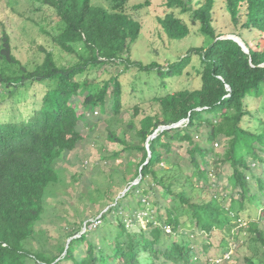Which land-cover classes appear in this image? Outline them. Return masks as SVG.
Masks as SVG:
<instances>
[{
	"label": "trees",
	"instance_id": "obj_1",
	"mask_svg": "<svg viewBox=\"0 0 264 264\" xmlns=\"http://www.w3.org/2000/svg\"><path fill=\"white\" fill-rule=\"evenodd\" d=\"M129 1L110 0L108 9L91 0H35L57 21L52 33L41 27L52 46L30 68L14 56L8 33H1L0 63L20 68L0 72V101L33 103L0 111V264H211L206 255L213 247L223 264L225 254L244 244L243 231L251 246L248 264L264 248V0H203L197 7L192 0H166L167 10L189 15L205 43L165 68L131 58L142 24L127 12ZM217 11L228 16L231 33L217 31ZM157 23L170 40L190 33L174 12L158 16ZM194 58L199 88L155 96V112L140 119L134 105L127 123L132 133L120 137L112 130L124 109L122 74L135 68L163 83L181 77ZM114 67L120 71L113 73ZM97 72L110 77L93 78ZM37 90L43 93L26 94ZM21 108L28 112H15ZM104 115L111 122L107 142L122 149L107 153L103 147L99 154L111 167L107 182L96 185L86 177L93 186L87 200L100 202L101 226L77 217L50 232L48 217L66 194L59 188L65 181L58 161L71 156L83 130ZM133 150L141 153L136 160L130 159ZM115 159H123L122 169L113 167ZM115 185L126 190L117 198ZM252 209L259 214L253 217ZM140 211L152 220L145 228L127 226L124 221L135 222ZM194 232L205 237L191 246Z\"/></svg>",
	"mask_w": 264,
	"mask_h": 264
},
{
	"label": "rangeland",
	"instance_id": "obj_2",
	"mask_svg": "<svg viewBox=\"0 0 264 264\" xmlns=\"http://www.w3.org/2000/svg\"><path fill=\"white\" fill-rule=\"evenodd\" d=\"M146 1L147 0H130L127 5V12L132 13V15L142 24L141 34L130 51L131 58L134 61H140L144 65L156 62L165 68L168 63L175 62L184 56L189 49L193 47H200L205 43V39L199 33L198 27L190 26L189 15L180 14L179 9L167 10L164 5L166 0H148V6L139 10L132 9L133 6L145 3ZM200 1L203 0H192L193 7H197L198 2ZM91 3L95 6L108 9L111 7L110 0H91ZM170 12L176 13V15L189 25L190 33L187 37L181 40H170L163 33L157 23V17ZM227 17L217 11L215 22L219 33L229 34L233 30V26L230 24ZM56 21L57 17L55 12L47 7L39 6L35 0H0V36L2 35L1 33L3 30L8 33L14 56L23 65H28L29 68L35 63L40 64V62L44 59L43 49L45 48L46 50H50L52 46L51 36L44 33L41 30V27H43L47 32L52 33L56 25ZM3 64L4 63H0V72L4 70L6 74L16 73L18 68H20L17 65H10L9 69H4ZM199 65V60L194 58L181 77L166 79L163 83H161L155 74L148 75L141 73L135 68H132L129 72L122 74L120 80L123 85L124 109L118 116V122L113 125L112 130L120 137L122 136V133L126 134V137L132 133L130 127L127 126V123L132 120L133 111L130 109L134 105L139 106L140 112L137 119H140L145 114H152L155 112L156 105L151 104V100L155 96H163L167 93L182 89L193 90L199 88L200 79L194 69V67L198 68ZM110 69L113 73L120 71L119 67ZM92 77L99 78L100 80H106L110 77V73L97 72L93 73ZM133 87H135L136 90H134ZM42 93L43 90H37L34 92L29 91L26 94L27 96H30L41 95ZM12 103H16L17 105H29L33 103V99L18 101L5 99L4 101H0V104L3 106L0 107V111H10L11 109L9 108V105ZM15 112L22 113L28 112V110L21 108ZM77 112H82V108L80 106L77 108ZM93 115V118H100V115H97V113H94ZM105 117L106 115L101 116L102 120L97 122L96 125L91 126L88 131L84 129L82 132L84 138L79 144H77L73 154L64 160L61 159L58 161L57 166L62 168L63 180L65 181V185H61L59 188L62 190V193L65 192L66 194L60 196V203L54 205L56 208L55 216L48 217L47 221H49L48 228H50V232L52 229L55 230L57 225L64 226L66 224L65 220H75L77 217L85 218L88 222H93V224L101 226L100 222L97 220L101 215L99 213L101 209L100 202L89 203L90 201L87 200L89 193L93 190V186L89 185L88 182H85L87 180L86 177L91 178V182L96 185L101 182H107L104 181V179H107L111 167L105 165L103 160H100L99 154L103 152V147L107 150V153L119 152L122 149V145L107 142L106 134L111 122H106V120L103 119ZM130 139L131 138L128 137V140ZM134 142L137 144L136 139ZM219 148L220 146L218 149ZM219 150H222V148ZM124 155L127 157L128 153H124ZM140 156V152L133 150L130 155V159L136 160V158L138 159ZM123 164V159H115L113 167L122 169ZM98 170H101L102 173H105V175H100L102 173L97 174L96 172H98ZM75 173L79 175L82 174V176H79L80 178L78 176L76 177L74 176ZM117 181L120 182L119 179ZM137 182L138 181H135L132 184H137ZM120 190V185L114 186V193L117 194L115 196L116 198L117 196L123 195L125 192V190L123 192ZM167 201L168 200L165 199L164 203ZM255 214H259V210L252 209L253 217L256 216ZM147 215L149 216L148 219L142 218ZM136 216H138L135 221L137 223H132L130 219H128L127 221H124L126 225L131 227L139 224L142 228H145L146 223L151 221L153 218L150 212L142 211L138 212ZM109 223H113V221L111 220ZM232 223L234 222L232 221ZM239 224L240 227L245 228L246 220H242V223ZM133 229L134 228H131L129 230L133 231ZM134 230L136 232L139 231L138 229ZM82 232H85V230ZM165 232L169 233L170 229L166 228ZM194 233L196 237L189 239L191 241V246L196 245L194 242L200 244L201 240L205 237L201 232ZM219 233L221 232L219 231ZM219 236L221 237L222 235L220 234ZM248 237L249 235H246L244 231L241 233L239 242H244V244L242 247L236 249L233 247L234 249L232 251L225 254L224 259H227L223 264H248L245 261V257L251 255V246L249 245ZM213 241L214 244L217 243L215 239H213ZM198 250H200V248ZM218 254L219 249L213 247L207 253L206 257L209 261H211V264H218V258L220 257ZM195 258L196 257H194L193 260ZM201 258L203 257L199 256L197 257V260ZM254 258L255 264H264V248H261L256 253ZM196 264L201 263L198 261Z\"/></svg>",
	"mask_w": 264,
	"mask_h": 264
},
{
	"label": "water",
	"instance_id": "obj_3",
	"mask_svg": "<svg viewBox=\"0 0 264 264\" xmlns=\"http://www.w3.org/2000/svg\"><path fill=\"white\" fill-rule=\"evenodd\" d=\"M230 38V37H229ZM234 40L236 41V42H238V43H240V44H242L241 43V41L238 39V38H234ZM176 125H173L172 127H175ZM167 127H165L164 129H166ZM155 137V135H152L151 136V138H154ZM149 155H150V153H149ZM126 191V190H125ZM125 193V192H124Z\"/></svg>",
	"mask_w": 264,
	"mask_h": 264
},
{
	"label": "built area",
	"instance_id": "obj_4",
	"mask_svg": "<svg viewBox=\"0 0 264 264\" xmlns=\"http://www.w3.org/2000/svg\"><path fill=\"white\" fill-rule=\"evenodd\" d=\"M225 257H227V256H225ZM227 259V258H226ZM219 262V261H218Z\"/></svg>",
	"mask_w": 264,
	"mask_h": 264
}]
</instances>
